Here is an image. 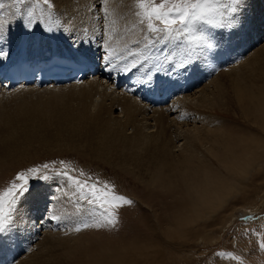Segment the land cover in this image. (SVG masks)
<instances>
[{
  "label": "rangeland",
  "instance_id": "374dc122",
  "mask_svg": "<svg viewBox=\"0 0 264 264\" xmlns=\"http://www.w3.org/2000/svg\"><path fill=\"white\" fill-rule=\"evenodd\" d=\"M9 1L12 2V0ZM84 1L88 2V5L89 3L90 6L92 5V12L88 18L89 25H85V20L82 21L84 26L83 24L76 25L82 32L79 34L72 33L71 30L63 26L68 32L65 31L66 34L64 32L62 35L56 32L54 23L61 24L63 10L55 6V0H48L47 3L44 0H24V3L17 5L12 2L10 4L11 12L13 9L16 10L14 14L12 12V16L21 14L18 15L21 17L17 21L22 31L21 44L23 40L32 41L34 44H38V40H41L42 49H38V51L56 46L60 50L65 49L70 52L80 51L84 47L97 51L103 48L102 45L108 46L105 37L110 32L113 31L112 34L115 35L118 32L116 36H113L115 41L117 39L119 41L114 42V45L118 43V51H115L118 56L115 54L116 57L111 58L116 62L118 57L116 68H112L111 64L107 67L112 68L111 72H115V76L124 75L121 77H125L132 73L135 81L134 85L130 87L131 91L137 87L151 86L159 82H165L167 86L173 88L170 103L174 107L170 105L165 108H174L173 112L178 114H172L173 118L176 116L186 119L183 121L176 118L178 126L183 122V125H196L197 121L194 120L198 118L196 120H198V126L201 127L203 124L199 119L201 118L199 117L200 110L189 106L185 102L186 98L198 96L199 92L207 91L214 81L222 78H225L224 83L229 85L232 80L236 79V76L226 77L227 73L235 71L236 74H242L241 66L247 59L254 65V70L252 73L242 74L241 79L248 85H257V87H259L258 82L264 80V0H243L239 13V27L233 29L232 33L225 31L223 53L219 56L205 53L199 57L197 66L194 69L189 68L187 71L174 66V61L184 54L187 47V44H182L185 34H180L179 38L173 40H159V37L164 33L152 32L148 29L147 20L140 15L143 10L139 7V0H110L114 3L113 6L119 10L121 22L126 23L125 19H131L133 25L132 30L128 25L127 28H123L126 32H122L123 29H120L116 33L113 28H108L109 30L106 31L101 27L102 25H104V29L106 25L109 27L108 14L110 11L107 6L103 5L107 4L109 0ZM154 2L159 4L162 0H154ZM119 6L126 7V9L121 11ZM30 8L33 10L31 11ZM105 8L108 10L106 9V11ZM41 9L43 12H40ZM27 10L32 12L34 19V28L31 32L27 31L23 24L27 18ZM85 10L86 8H83L81 12H85ZM101 12L103 24L99 18ZM49 15L56 17L51 19ZM66 19L68 18L66 17ZM72 20L74 21L73 18ZM152 24L157 30L164 27L160 21L155 19ZM134 27H137V30ZM172 27L175 29L179 25ZM197 27L204 32L211 30L204 24H199ZM97 28L99 29L97 30ZM95 29L99 32L98 34ZM43 30L49 31L51 34L46 41L41 38L42 36L38 37ZM216 31L223 30L216 29ZM100 33L102 34L99 35ZM104 34L106 35L104 36ZM85 37L87 39L91 37L90 42ZM119 38H123V40H119ZM127 39L131 45L134 42L133 46L128 43V47L125 45L126 43L120 42L124 43ZM15 41L17 42L16 39ZM119 44L122 46L119 47ZM145 44L154 46L146 48ZM116 47L114 46V48ZM126 47L128 48L126 49ZM129 49L141 56L150 55L152 59L138 63L135 67L130 68V71H126V73L129 72L126 74L120 67L126 61H121L119 58L123 57ZM19 50H22L21 45ZM104 53L107 55L106 48ZM165 56L171 57V59L162 68H156V58L164 61ZM150 72L152 73L151 81L143 79ZM187 82L189 83L186 87H183ZM262 91L264 92V85ZM131 93L133 95V92ZM47 96V94L26 93L24 98L26 103L32 104L38 101L37 98H47ZM224 96L227 97L225 93ZM85 101L90 103L86 99ZM9 103L7 105L9 107L18 104L14 101H9ZM76 104L73 102L72 108H77L78 104L77 106ZM179 104L182 106L181 110H176L177 106L180 108ZM259 104H261L260 113L251 117L255 107ZM249 112L250 121H239L236 116H233L235 119L213 120V130L215 131L211 145H214L215 148H220L223 143L237 145L241 141L247 144L253 140L258 143L255 149L246 144L242 145L247 150V154L236 158L232 165L229 164L231 170L225 168L222 158L211 163L208 167H203L205 172L210 171L212 175L218 173L231 181L227 189L220 195L221 198L211 195L213 187L211 190L205 188L206 192L195 209H199L204 203L207 204L206 208L194 210L188 207L184 211L189 216L191 213L203 214L195 217L194 223L189 224V220L186 221L181 228L169 224V217L177 214L176 201L181 195L180 191L175 187L170 188V192L176 194L175 200L161 191L150 190L146 187L144 185L146 178L143 173L135 171L131 167H114L103 162L102 156L99 158L90 148L100 145L99 130H102L100 125L94 129L87 124L82 126L83 133L70 140L71 143L52 141L36 146V144L29 145L26 141H22L17 144L20 149L19 156L12 154L13 148H9L5 158L0 160L2 163L0 194L6 192L13 183H22L16 180L19 173H24L29 177L30 192L20 197L13 220L10 225L6 222L5 231L0 233V264H34L37 255L43 256L40 258L43 259L41 264H47L49 260L54 264H264V159L260 148H258L264 145V132L261 126L264 124V96L250 103ZM115 113L117 115V111ZM176 124L174 125L176 126ZM173 127L171 131H167V134L175 137L179 133V128ZM207 157L215 160L214 157ZM225 159L228 161L229 157ZM61 161L64 163L61 164ZM45 163L49 165L48 169L40 167ZM145 164L149 168L148 163L145 162ZM221 166L227 171H232V175L225 174ZM30 168H36L38 172H28ZM65 172L67 176L57 175V173ZM46 173L49 178L35 179L38 174ZM68 177L72 179L70 180ZM73 180L85 182L87 185L85 191L95 185L98 191L107 192L110 199L113 196H123L125 200H130L132 203L116 200L111 204H105L103 208L100 207L101 202L90 205L80 199ZM220 180V177L214 179L215 184ZM108 213H111L113 223H108L103 219V216ZM166 231L169 232L168 238L163 235ZM147 244L159 247V256L148 257ZM49 247L53 248L51 256L47 249Z\"/></svg>",
  "mask_w": 264,
  "mask_h": 264
},
{
  "label": "bare ground",
  "instance_id": "6f19581e",
  "mask_svg": "<svg viewBox=\"0 0 264 264\" xmlns=\"http://www.w3.org/2000/svg\"><path fill=\"white\" fill-rule=\"evenodd\" d=\"M55 2V6L63 10V20H61V24L54 23L56 26V32L62 35V33L67 31L66 29H68L71 30L72 33L79 34L81 31L79 30L80 28H77V26H79V24H83L84 26V23H82V21L85 20V25H89L88 22L90 21L88 20V18L91 15L90 12H92V5L90 6V3L88 5V2H85L84 0H55ZM0 3L4 5L3 9H0V17H3L4 19L10 18L12 21L11 25H9L7 29L6 38L3 41H0V52L7 53V55H0V65L5 64L6 62L10 63L11 59L15 58L19 52H23L25 50L30 53L34 52L38 55H42L49 50L54 49L49 48V50L46 49L44 51H38V49H42L41 46L43 43L41 42V40H38V44H34L32 43V41L30 42L25 40L27 43V48H22V50L20 51L19 46L22 45V31L17 23V21L21 17L18 16L20 13L15 14V17L12 16V12L14 14L16 10L14 11L13 9V11L11 12L10 4L12 2L10 3L9 0H0ZM94 5L96 4L94 3ZM103 5L105 7L107 6L110 11V14H108L109 27H107L105 23V29L104 25H102V12L100 13L99 18L102 21V24L101 21L100 24L102 25L101 27L103 28V30L108 31L110 28H113L116 33V31L120 29L127 28L128 25L130 26V29L132 28L133 25L131 19L124 18L126 23H122L123 21L121 22L119 10L115 6H113L114 3L112 1L110 2L109 0L107 4L104 3ZM103 5L101 4V6ZM83 8H86L85 12H81ZM107 8H105V10ZM119 8L121 11H124V9H126V7L124 8L123 6H119ZM30 9L31 11L33 10L32 8ZM42 10L43 9H41L40 12ZM49 16L52 19L53 17H56L57 14L56 16ZM66 17L68 19H66ZM72 18L74 19V21L72 20ZM21 19L24 20L23 18ZM42 22L39 21V23L41 24ZM73 27L74 29L72 30ZM136 28L135 30H137ZM98 29L99 28H97V30ZM97 30L95 29L96 34L99 33ZM121 31L123 32L125 30L123 29ZM112 33L114 32L112 31ZM101 34L102 33H100L99 35ZM134 34H136V32H134ZM105 35L106 34H104V36ZM109 35L105 37L108 46H105L106 44L102 45L103 48L101 50L98 49L97 51H95V49L91 50L92 48L82 47L83 49L80 51H69L70 53L78 55L84 60L93 61L95 65L98 64V73L89 79H84L83 81H80L78 83H70L68 85H50L42 88H38L36 86H18L13 90H6L5 87L0 84V160H3L5 158V155L7 154L9 148H13V151L11 152L12 154L18 155V153H20V149L18 148L17 144L21 143L22 141H26L29 145L36 144V146L45 145L52 141L71 143L70 140L79 137L83 133L82 126L87 124L92 129H94L98 125H100L102 127V130H99L100 145L97 147H90L95 151L96 155H98L99 158L102 156L103 162L107 163L110 166H123L125 168L131 167L135 171L143 173L144 177L146 178V183L144 184L146 187H148L150 190L161 191L165 195L173 197L176 200V194L170 192V188L175 187L180 191L179 194L181 195L178 196L176 201L177 214L173 217H169V224L172 226H176L177 228H181L188 220L189 224L194 223V218L202 215L203 213H191L189 216L188 214L184 213V211H186L188 207L194 210L206 208L207 204L204 203L199 209H195L198 203L202 200V195L204 194V192H206L204 191L205 188H209L211 190V188L213 187L214 190L211 192V195L217 198H221L220 195H222L224 190L227 189L228 184L231 181L229 178L220 176L218 173L212 175L210 171L205 172L203 167H208L211 163L217 162L220 158H222V161L225 164V168L231 170L228 165H232V162L236 158L243 157L247 154V150L242 146L246 143L242 141L237 145L223 143L218 149L215 148L214 145H211L215 131L213 130V120L219 118L235 119L233 118V116H236L239 121H250V103L252 101L258 100L261 96H264V92L262 91L264 80L259 81V87H257V85H248L244 82L243 79H241L242 74L248 72L252 73L254 70V65L247 59L241 66L242 74H236L235 71L233 73L229 72L230 75L229 73H227L226 77L236 76V79L232 80L229 85L224 83L225 78H222L218 81H214L207 91L199 92V95L196 97L186 98L185 102L189 106H192L194 109L200 110L199 117L201 118L199 119L200 123H202L203 125L201 127L198 126V120H196L198 118H194V121H197L196 125H183V121L186 120L185 118L183 119L176 116H174L175 118H173L171 115L178 113L173 112L174 108H165L172 105V103H168L164 106H159V108H156V106H152L151 104L145 102L143 99L139 98V96L137 97L135 95H131L132 93L130 94V87L134 85L133 83L135 81L133 79L132 73L129 74V72L126 73V71H124L129 75L121 77L124 75L115 76V72H111L113 66L112 68H108V65L105 64V58L108 57L111 59L112 57L115 58L116 56H118L117 52L115 53V51H118V43L117 45L116 43L114 45V42L119 41H117L118 39L115 41L113 37L115 34H112V36ZM119 37H121V35ZM90 38L86 39L89 41ZM123 38L121 39L123 40ZM15 39L17 40V42L15 41ZM121 39L119 38V40ZM128 39L124 43L123 41L120 42L122 44L126 43L125 45H128L129 47V44L131 45V42L129 43ZM94 43L96 44V41ZM133 44L131 46H133ZM113 45L115 47L117 46V49L114 48ZM120 45L121 44H119V47ZM125 45H123V48H125ZM128 47H126V49ZM105 48L107 50V55L106 53H104ZM116 60L118 61V57L116 58ZM116 62L115 65L117 64ZM115 68L114 71H116ZM127 71H130V69ZM117 73L120 74L119 71H117ZM125 79L131 81L128 83L123 82V86H120L119 82L125 81ZM221 80L223 83L221 82ZM188 83L189 82H187L183 87H186ZM117 87L121 88L117 89ZM26 93L47 94L48 96L47 98L39 97L37 98L38 101L36 103L28 104L25 102L24 98V95ZM224 93L227 97L224 96ZM85 99L90 103L88 104ZM9 101H14V103L17 102L18 104L17 106L9 107L7 106ZM73 102H76L78 104L77 108H72L71 104H73ZM181 105L180 108H178L177 106V109L176 107L175 109L181 110V107L183 106ZM217 105H219V108H217ZM172 107L174 106L172 105ZM260 107L261 104L255 107L251 117L260 113ZM116 111L117 115L115 113ZM179 114L184 115L183 113ZM176 118L178 120H183L181 121L183 123H180V125L178 126L176 124L178 123V120ZM174 124H176V126L179 128V133L175 137H173L172 135L169 136L167 134V131H171L172 127L175 126ZM261 126L264 132V124ZM260 134L262 136V133ZM257 143L258 141L253 140L246 145H248L252 149H255ZM258 148H260L264 159V145ZM146 154H148V156H145ZM207 156L214 157L215 160L211 159L210 157L208 158ZM226 157H229L228 161L225 159ZM145 162L148 163L149 168H147ZM1 168L2 163L0 162V170ZM225 168L221 166L223 172L228 176H231L232 171H227ZM235 168L237 169V166ZM218 177H220L221 180L220 182H217L215 184L214 179H217ZM163 235L165 236V238H168L169 232L166 231ZM50 247L47 248L49 251V256L53 254V248L50 249ZM158 248H156L154 245L147 244V256H159L160 249ZM40 258H43V256L37 255L34 260V264L43 263V259ZM47 264L54 263L49 260Z\"/></svg>",
  "mask_w": 264,
  "mask_h": 264
},
{
  "label": "snow or ice",
  "instance_id": "6c2138e0",
  "mask_svg": "<svg viewBox=\"0 0 264 264\" xmlns=\"http://www.w3.org/2000/svg\"><path fill=\"white\" fill-rule=\"evenodd\" d=\"M12 2L14 4H22L24 0H12ZM44 2L47 3L48 0H44ZM242 5L243 0H162L159 4H156L154 0H139V7L143 10L140 15L147 20L148 29L152 32L159 31L164 33V35L159 37V40H173L179 38L180 34H185V40L182 41V44H187V47L184 54L174 61V66L183 68L185 71L189 68L194 69L199 63V57L205 53H213L216 56L223 53L225 31L232 33L233 29L239 27V13ZM3 7L4 5L0 3V9H3ZM26 15L27 18L23 21V24L25 29L31 32L34 28L32 12L29 11ZM153 19L160 21L164 27L159 30L154 28L152 24ZM11 22L10 18L4 19L0 17V41L6 38L7 29L11 25ZM199 24L209 26L211 30L207 32L201 31L197 27ZM173 25H179V27L174 29ZM216 29H222L223 31H216ZM153 46L145 44L146 48ZM0 55H7V53L0 52ZM119 59L126 61L120 67L122 71H127L142 61L152 59V57L150 55L141 56L129 49ZM170 59L171 57L165 56L164 61H160L157 57L155 67L162 68ZM105 64H111L113 67L116 66L115 62L108 57L105 58ZM151 77L152 73L150 72L143 79L151 81ZM63 163L64 161H61V164ZM40 167L48 169L49 165L45 163ZM28 172H38V169L30 168ZM57 175L67 176V173H57ZM47 178H49L47 173L44 175L38 174L35 177L38 180ZM68 178L72 179L71 177ZM16 180L22 183H13L6 192L0 194V233L5 231L6 222L10 225L13 220L20 197L30 192L29 177L24 173H19L16 176ZM72 182L76 185V191L79 193L80 199L90 205L101 202L100 207L103 208L105 204H111L116 200H124L128 204L132 203L130 200H125L123 196H113L110 199L107 192L98 191L95 185H92L90 190L85 191L87 187L85 182L79 180H73ZM103 219L108 223H113L111 213L103 216Z\"/></svg>",
  "mask_w": 264,
  "mask_h": 264
}]
</instances>
